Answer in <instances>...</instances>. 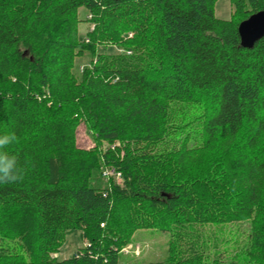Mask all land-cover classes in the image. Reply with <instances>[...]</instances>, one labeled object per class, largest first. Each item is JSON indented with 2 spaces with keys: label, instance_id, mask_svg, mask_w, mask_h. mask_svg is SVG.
Listing matches in <instances>:
<instances>
[{
  "label": "trees",
  "instance_id": "1",
  "mask_svg": "<svg viewBox=\"0 0 264 264\" xmlns=\"http://www.w3.org/2000/svg\"><path fill=\"white\" fill-rule=\"evenodd\" d=\"M215 2L0 0V134L25 172L0 184V264H122L143 230L169 233L163 264H203L205 227L245 223V262L264 264V37L237 32L264 0H231L229 20ZM177 104L201 111L199 137L169 150ZM67 231L88 242L58 260Z\"/></svg>",
  "mask_w": 264,
  "mask_h": 264
},
{
  "label": "rangeland",
  "instance_id": "2",
  "mask_svg": "<svg viewBox=\"0 0 264 264\" xmlns=\"http://www.w3.org/2000/svg\"><path fill=\"white\" fill-rule=\"evenodd\" d=\"M79 16L82 21H84L87 16V12L84 9H81ZM214 16L220 20L231 19V0H216L214 4ZM91 27L92 26L87 22H81L79 24L78 34L80 39L85 37V34ZM90 61L91 57L88 55L77 59L74 72L79 74L80 67L82 68L87 66ZM170 111V123L173 124L174 129H177L178 131H174L169 135L167 145L165 147L171 150L175 143L180 142L176 139L182 138L186 134H188L189 137H192V140H189L190 142L197 143L196 138L199 137V135H197L198 125L196 122L199 119L198 117L200 116L201 111L195 105L191 104H177L172 106ZM76 145L78 148L85 150H89L94 147L93 137L83 124L77 128ZM106 148L107 145L105 144L101 147L103 151L106 150ZM113 183L121 185V177L118 180L114 179L111 181V184ZM103 185L107 187L108 183L103 181ZM248 228V223L205 227L208 234L216 237L219 247L216 251H214L213 248L209 250L207 254L208 258L203 262V264H246V257L243 253L244 248L247 246L246 235L248 233ZM168 241L169 233L167 232L158 230L138 231L134 234L129 244L121 250V263L163 264L169 257ZM87 242V239L82 238L81 233L77 231H67L64 245L59 249L58 253H55L52 256L58 260L69 258L83 248Z\"/></svg>",
  "mask_w": 264,
  "mask_h": 264
},
{
  "label": "clouds",
  "instance_id": "3",
  "mask_svg": "<svg viewBox=\"0 0 264 264\" xmlns=\"http://www.w3.org/2000/svg\"><path fill=\"white\" fill-rule=\"evenodd\" d=\"M17 141L13 132L0 134V184L20 182L24 179V169L19 157L7 149Z\"/></svg>",
  "mask_w": 264,
  "mask_h": 264
},
{
  "label": "water",
  "instance_id": "4",
  "mask_svg": "<svg viewBox=\"0 0 264 264\" xmlns=\"http://www.w3.org/2000/svg\"><path fill=\"white\" fill-rule=\"evenodd\" d=\"M237 32L240 46L245 49L253 48L254 44L264 37V11L255 13L241 22Z\"/></svg>",
  "mask_w": 264,
  "mask_h": 264
},
{
  "label": "built area",
  "instance_id": "5",
  "mask_svg": "<svg viewBox=\"0 0 264 264\" xmlns=\"http://www.w3.org/2000/svg\"><path fill=\"white\" fill-rule=\"evenodd\" d=\"M102 178H104L105 180H109L110 178H112L113 180L116 179L118 180L120 178V173L115 171L114 169H103L102 170Z\"/></svg>",
  "mask_w": 264,
  "mask_h": 264
}]
</instances>
